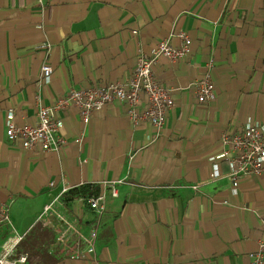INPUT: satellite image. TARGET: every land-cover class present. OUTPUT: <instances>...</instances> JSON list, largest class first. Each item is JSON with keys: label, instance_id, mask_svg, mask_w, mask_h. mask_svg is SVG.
Segmentation results:
<instances>
[{"label": "crops", "instance_id": "0c3cea01", "mask_svg": "<svg viewBox=\"0 0 264 264\" xmlns=\"http://www.w3.org/2000/svg\"><path fill=\"white\" fill-rule=\"evenodd\" d=\"M44 2L0 0V204L10 221L0 226V254L16 244L26 264H251L264 173L233 183L222 155L226 136L264 123V0ZM175 30L188 32L191 52L187 63L160 57L153 66L177 103L158 130L126 126V104L115 101L85 125L76 109L64 111L56 152L8 141L7 111L34 124L40 106L72 88L124 82L140 52ZM207 75L215 97L202 104L190 83ZM82 185L106 194L102 215L83 195L65 199ZM55 212L85 235L96 226L93 252ZM74 249L83 254L70 258Z\"/></svg>", "mask_w": 264, "mask_h": 264}, {"label": "built area", "instance_id": "2783aa9c", "mask_svg": "<svg viewBox=\"0 0 264 264\" xmlns=\"http://www.w3.org/2000/svg\"><path fill=\"white\" fill-rule=\"evenodd\" d=\"M37 2L42 7L46 5L44 0H37ZM132 32L137 34V30ZM172 38L177 40V44L172 43ZM191 42L187 31H173L168 38L155 42L148 52H140L132 74L124 82L72 88L50 104L40 106L34 124L17 123L13 111H7L5 133L8 141L19 142L23 149L40 148L43 151L56 152L62 143L57 134L62 128L60 115L64 111L76 109L82 125H85L95 112L115 101L126 104V126L131 127L146 121L158 130L165 124L168 112L177 103L171 95V90L155 77L153 66L160 57H165L176 64L187 63L191 52ZM52 72V67L48 62H44L40 68V78L47 83ZM190 87L199 103H209L215 97V86L208 75L192 80ZM79 140L80 138L76 139L77 142ZM224 142L229 149L222 156L230 163L229 177L233 183H236L241 176H258L264 173V123L247 124L237 133L226 136ZM119 182L112 181L106 184L109 195L112 197L117 196L116 185ZM105 200L104 192L84 196L85 205L99 216L105 212ZM49 211H53L52 204L44 208V213ZM55 215L68 232L77 236L82 244H85L87 252L94 251L97 239L96 226L88 235H85L77 224L68 221L58 212H55ZM8 223H10L8 206L0 204V226ZM262 225V238L258 241V248L249 255L251 264H264V217ZM15 247L16 244H12L5 248L0 254V264H26V256L15 254ZM82 254L83 252L74 249L70 253V258H78Z\"/></svg>", "mask_w": 264, "mask_h": 264}, {"label": "trees", "instance_id": "16d2710c", "mask_svg": "<svg viewBox=\"0 0 264 264\" xmlns=\"http://www.w3.org/2000/svg\"><path fill=\"white\" fill-rule=\"evenodd\" d=\"M87 192L95 194L96 191L92 190L90 186L82 185L79 186L78 188H74L72 190H69L68 192L65 193V199L66 198H71L73 195H83L85 196Z\"/></svg>", "mask_w": 264, "mask_h": 264}]
</instances>
